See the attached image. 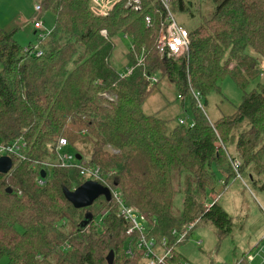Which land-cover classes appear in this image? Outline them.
Listing matches in <instances>:
<instances>
[{
	"label": "trees",
	"instance_id": "16d2710c",
	"mask_svg": "<svg viewBox=\"0 0 264 264\" xmlns=\"http://www.w3.org/2000/svg\"><path fill=\"white\" fill-rule=\"evenodd\" d=\"M211 1L212 14L189 29L191 45L180 56L158 52L166 16L159 0H143L142 12L121 3L106 17L96 16L89 0H42L55 24L37 44L41 56L36 44L22 46L0 26V140H24L29 158L13 157L11 170L0 172V257L8 264H143L141 251L127 252L129 224L114 200L100 196L75 208L65 197L64 186L86 181L78 168L56 166L38 184L43 166L33 163L57 161L61 138L71 146L88 144L90 162L113 171L108 184L147 216L155 235H170L198 216V224L231 223L218 197L236 176L234 152L243 160L241 171L252 166L264 175V0ZM170 2L174 10L188 9L186 0ZM120 34H134V49L126 54L136 65L130 76L112 63ZM147 73L159 82L168 78L187 97L191 87L200 90L205 105L230 75L243 90L242 101L216 120L192 101L195 125L169 129L141 109L159 83L150 86ZM183 259L175 251L172 262Z\"/></svg>",
	"mask_w": 264,
	"mask_h": 264
},
{
	"label": "rangeland",
	"instance_id": "374dc122",
	"mask_svg": "<svg viewBox=\"0 0 264 264\" xmlns=\"http://www.w3.org/2000/svg\"><path fill=\"white\" fill-rule=\"evenodd\" d=\"M90 1V0H89ZM185 11L174 10L177 20L188 29L196 27L213 12L211 0H193ZM42 0H0V26L13 32L22 46L37 44L42 31L54 28V13L44 8L36 11ZM43 21L41 30L35 32L34 18ZM134 35V34H133ZM160 35V33H159ZM116 48L112 57L113 65L120 71L125 69L130 39L125 35L114 37ZM262 80L260 77L257 81ZM255 83L251 84L254 87ZM180 90L168 78H163L143 102L141 109L147 115H156L167 122L169 129L179 125L180 119L192 122L195 113L190 97L179 98ZM243 90L228 75L221 82V92H213L208 97L205 110L211 119L216 120L225 114L234 112L241 103ZM205 101V100H204ZM185 103V105H184ZM88 144L76 143L66 147L62 153L72 155L81 152L83 158H89L91 152ZM243 164V160L234 152ZM80 162V161H79ZM78 163V162H77ZM258 172L247 167L242 171L243 178L231 176L226 189L218 197V204L230 215L231 223L218 225L209 220H202L193 230L191 236L175 251L182 254L187 264H230L251 253L254 264H264V175L254 180ZM226 227L227 230H224ZM252 261L250 264H253ZM0 264H8L7 257H0Z\"/></svg>",
	"mask_w": 264,
	"mask_h": 264
},
{
	"label": "built area",
	"instance_id": "2783aa9c",
	"mask_svg": "<svg viewBox=\"0 0 264 264\" xmlns=\"http://www.w3.org/2000/svg\"><path fill=\"white\" fill-rule=\"evenodd\" d=\"M159 1H161L166 8V16L160 28V35L157 42L158 52L163 57L183 55L189 50L191 45L190 31L185 25L177 20L170 0ZM121 3H125L127 7H130L135 11H143V0H90V9L96 16L106 17L109 16L115 9V7ZM42 9L43 7L40 4L36 6V11L38 13L41 12ZM146 22L147 26L152 23V18L150 15H146ZM43 25V21L38 20L36 16L34 18V28L36 29V31L41 30ZM48 33L49 30L42 31L38 43L42 39H44ZM102 34L104 36H107L106 30H102ZM125 37L130 39V48L133 50L134 35L125 34ZM37 44L36 54L38 56H41L44 54V50L40 46H37ZM25 50L28 52L30 48L26 47ZM136 59L138 61L137 65L143 64V54L136 56ZM135 67L136 65L131 62L125 66V69L121 71V74L123 76H130L135 71ZM261 68L262 74L264 75V60L261 61ZM145 75L150 86H154L159 82V76L152 75L151 73H147ZM107 96L111 100L114 99L110 95ZM178 97L182 100L186 99V96L182 93L179 94ZM190 98L198 108L206 113L204 96L200 90H196L191 87ZM179 121L181 125H186L189 127H193L196 123L195 119L192 122H187V120L185 119H180ZM66 147H70L69 141L66 138H61L57 146L59 157L57 161H34V167L38 164H41L43 166L42 169H45L47 172L46 177H42V175H40L37 178L38 184L43 185L50 171L56 166L78 168L80 177L86 178V180H96L111 189L112 200H114L117 204L119 214L129 224V227L127 229V235L129 236L127 252L129 256H133L135 254V251L139 250L144 255L143 264H175L174 262H172L175 253V245L183 243L190 237V234L198 224L200 217L198 216L194 220L186 222L180 227H175L170 232V235H165L162 237L155 235L153 233V226L152 224H150L147 216L135 207L130 206L126 203L119 187H112L108 184V178L113 173V171L105 173L100 165L91 163L89 158L78 159L76 157V154L72 155L69 153H62ZM26 148V142L20 138L13 141L0 140V156H9L12 159L13 157H15L19 161L29 160ZM231 162L235 175L237 177L243 178L241 171L242 162L240 161V159L238 157H234L231 158ZM252 256V254H247L246 257L236 259L233 263L230 264H250L253 260ZM179 264L187 263L182 262Z\"/></svg>",
	"mask_w": 264,
	"mask_h": 264
},
{
	"label": "water",
	"instance_id": "95a60500",
	"mask_svg": "<svg viewBox=\"0 0 264 264\" xmlns=\"http://www.w3.org/2000/svg\"><path fill=\"white\" fill-rule=\"evenodd\" d=\"M78 159L82 158L80 153L76 154ZM13 166V159L9 156H0V172L8 173ZM42 177L47 176L45 169L41 170ZM8 192L12 193L13 189L8 187ZM63 192L65 197L74 205L75 208H84L91 206L94 201L100 196H105L107 201L112 200L111 189L108 186L103 185L102 183L88 179L84 181L81 185L74 189H70L66 186L63 187ZM89 219L85 218V224L88 225ZM115 259V253L113 250L108 254V260L112 263Z\"/></svg>",
	"mask_w": 264,
	"mask_h": 264
},
{
	"label": "crops",
	"instance_id": "0c3cea01",
	"mask_svg": "<svg viewBox=\"0 0 264 264\" xmlns=\"http://www.w3.org/2000/svg\"><path fill=\"white\" fill-rule=\"evenodd\" d=\"M35 32H37L36 31V29H35ZM128 63H124V66H126ZM184 105H185V103H184ZM252 178L256 181V180H259L260 181V179H261V177L260 176H256V178L254 177V176H252ZM263 186V185H262ZM247 254H251L250 252L249 253H246V254H244V256L245 255H247ZM254 262V259L252 260V263ZM254 264V263H253Z\"/></svg>",
	"mask_w": 264,
	"mask_h": 264
}]
</instances>
